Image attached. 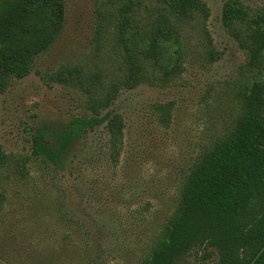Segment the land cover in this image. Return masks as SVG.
<instances>
[{
  "label": "rangeland",
  "instance_id": "rangeland-1",
  "mask_svg": "<svg viewBox=\"0 0 264 264\" xmlns=\"http://www.w3.org/2000/svg\"><path fill=\"white\" fill-rule=\"evenodd\" d=\"M202 1L209 15L194 14L180 25L179 42L170 49L180 69L168 81L122 87L119 0H68L55 42L27 76L0 92V147L29 172L25 180L11 171L0 176L9 196L1 247L10 264H140L149 256L178 207L186 177L233 129L241 93L256 76L248 52L224 26L228 0ZM242 1L255 11L264 8V0ZM161 10L158 0H144L135 23L146 29ZM65 68L79 69L81 78L59 81ZM81 79L105 94L121 86L107 110L124 119L123 145L113 162L100 126L77 144L65 177L38 163L32 146L39 130L92 113ZM186 260L221 264L208 246L190 251Z\"/></svg>",
  "mask_w": 264,
  "mask_h": 264
},
{
  "label": "trees",
  "instance_id": "trees-1",
  "mask_svg": "<svg viewBox=\"0 0 264 264\" xmlns=\"http://www.w3.org/2000/svg\"><path fill=\"white\" fill-rule=\"evenodd\" d=\"M67 1L0 0L1 93L12 79L27 76L35 58L55 42L65 23ZM142 1L119 0V36L126 69L121 86L128 89L152 80L168 81L178 74L180 66L170 49L179 42L180 25L194 14L209 15L202 0H158L163 10L145 29L135 23ZM222 19L248 52V66L256 76L241 93V113L233 129L197 160L181 188L176 211L140 264H188L189 252L202 246L215 249L221 264H264V8L255 11L242 0H228ZM80 74L77 68H65L57 78L73 83ZM80 84L90 96L92 113L74 117L63 127L39 130L32 146L38 163L65 177L78 156L77 144L100 126L107 130L113 162L119 159L123 145L124 119L107 110L121 86L115 84L105 94L83 79ZM13 163L0 147V176L11 171L25 180L29 175L25 162ZM1 183L0 179L2 223L9 196ZM4 242L0 234V264H10L1 247Z\"/></svg>",
  "mask_w": 264,
  "mask_h": 264
}]
</instances>
